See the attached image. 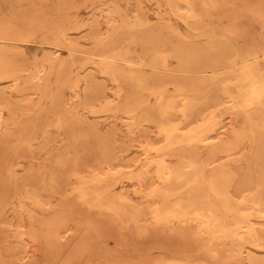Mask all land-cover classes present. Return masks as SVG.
Masks as SVG:
<instances>
[{
  "label": "rangeland",
  "instance_id": "1",
  "mask_svg": "<svg viewBox=\"0 0 264 264\" xmlns=\"http://www.w3.org/2000/svg\"><path fill=\"white\" fill-rule=\"evenodd\" d=\"M251 70L264 0H0V264H264Z\"/></svg>",
  "mask_w": 264,
  "mask_h": 264
},
{
  "label": "bare ground",
  "instance_id": "2",
  "mask_svg": "<svg viewBox=\"0 0 264 264\" xmlns=\"http://www.w3.org/2000/svg\"><path fill=\"white\" fill-rule=\"evenodd\" d=\"M259 72H261L263 74V71H259ZM243 74H244V82L243 83L246 82V86H245L246 103L249 105H254L257 103L260 104L259 102H261V99L264 96V81L260 80L258 78L256 71H254V70L244 72ZM236 84H239V83L236 82ZM240 84H242V83H240ZM242 87L240 88V90L242 89ZM261 106H263V105H261ZM170 108H171V106L169 107V109ZM212 117L213 116H211L209 118V120H212ZM251 119H253V118H251ZM249 120H250V118H249ZM211 130H213V129H211ZM164 131H165L164 133L166 136L172 137V141H171L172 144H177V143L179 144L182 142L186 143V142H191V141H195V140H198V141L199 140L200 141L205 140L207 134L212 132V131H209L208 127H205L203 125L195 128L193 130H190L184 134H181V135L178 132L177 126H175V125H165ZM189 144H191V143H189ZM158 164L160 165L159 176L161 175L162 177L161 176L160 177L164 178L163 180H165V177H167L169 179L173 176H175L177 178H180L181 176H183L182 171L173 170L163 160L158 162ZM201 166H202V164H201ZM251 230H252L251 227H249V225H247L245 231L249 232Z\"/></svg>",
  "mask_w": 264,
  "mask_h": 264
}]
</instances>
